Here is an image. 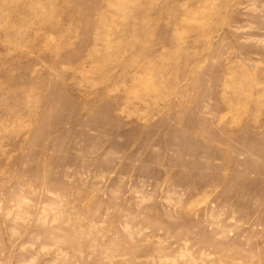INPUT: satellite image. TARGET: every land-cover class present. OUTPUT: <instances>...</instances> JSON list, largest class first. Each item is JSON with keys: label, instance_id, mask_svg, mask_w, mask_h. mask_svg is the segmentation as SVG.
I'll return each mask as SVG.
<instances>
[{"label": "rangeland", "instance_id": "374dc122", "mask_svg": "<svg viewBox=\"0 0 264 264\" xmlns=\"http://www.w3.org/2000/svg\"><path fill=\"white\" fill-rule=\"evenodd\" d=\"M0 264H264V0H0Z\"/></svg>", "mask_w": 264, "mask_h": 264}, {"label": "bare ground", "instance_id": "6f19581e", "mask_svg": "<svg viewBox=\"0 0 264 264\" xmlns=\"http://www.w3.org/2000/svg\"><path fill=\"white\" fill-rule=\"evenodd\" d=\"M108 56H109V55H108ZM95 91H96V90H95ZM99 92H101V91H98V93H99ZM96 93H97V92H96ZM102 95H103V94H102ZM102 95H101V94H100V95L98 94L97 96L100 97V96H102ZM105 95H106V94H105ZM94 97H95V94H94ZM92 98H93V97H92ZM106 98H107V97H106ZM93 99H97V100H98L97 97H96V98H93ZM113 99H114V97H113ZM115 99H116V98H115ZM99 101H100V100H99ZM90 102H91V101H90ZM108 102H109V101H108ZM111 102H112V101H111ZM84 104H86V103H84ZM95 104H96V103H95ZM98 109H99V108H98Z\"/></svg>", "mask_w": 264, "mask_h": 264}]
</instances>
